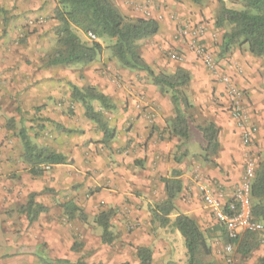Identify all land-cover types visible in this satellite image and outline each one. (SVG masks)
I'll list each match as a JSON object with an SVG mask.
<instances>
[{
    "label": "crops",
    "instance_id": "obj_1",
    "mask_svg": "<svg viewBox=\"0 0 264 264\" xmlns=\"http://www.w3.org/2000/svg\"><path fill=\"white\" fill-rule=\"evenodd\" d=\"M145 2L146 0H120L119 7L126 15L145 18L142 9L146 4H149L154 11L152 0ZM162 4L161 10L166 18L159 21L160 30L154 38L156 43L153 45L156 49L154 52L160 55L159 49H163L168 40L174 46L181 48L183 53L174 50L173 53L177 54L176 58L171 53V63L175 66L172 72H175L178 67H184L191 72L192 79L185 88L186 94L195 108L196 105L202 106L205 113L212 115V121L221 127V151L217 162L225 170V173H220L219 168L212 169L209 173L219 178L220 182L227 186L226 190L233 191L239 187L244 176L247 157L249 155L260 156L264 151V57L252 55L247 47L233 48L220 56L224 30L220 31V28L213 24L214 21L203 23L198 19L201 17L200 14L191 15V13H185L187 12L185 10L184 14L186 15L182 18L184 20H180L178 14L164 9V3ZM168 13L171 14L168 15ZM179 22H182L181 24L203 23L205 26L204 42L219 65L217 72L207 68L203 60L191 51L187 42L184 43L175 38ZM99 41L103 43L102 39ZM16 50L10 45H0V54L7 55L3 57V62L0 61V85L7 84L5 72L14 71L16 75L24 73L17 69H15L17 71L9 69L15 64H12L14 59L11 55ZM140 51L145 60L153 66L152 59L146 54L147 51L144 49ZM87 69H89L87 79L91 85H96L99 90L111 96L116 103V108L112 110V116H114V122L118 121V123H112L111 128L116 130L119 138L113 139L109 143L101 141L96 146L88 141L90 137H88L89 132L87 131L75 134H67L62 131L61 137L64 139L66 137L63 142L70 140L69 147L56 143L46 146L65 154L68 157L67 163L55 164L39 176H33L29 171L31 166L24 159V145L21 138L18 137L21 143L16 139L14 147L4 143L0 147V244L4 246L20 244L21 249L24 248L23 239L15 237L17 215L15 207L20 204L21 198H23L24 209L31 194L36 193L35 200L46 206L47 210L31 222L27 212H24L22 207L21 209L27 218L26 224H31L34 230H39V235L43 233L49 242L47 247L49 253L47 255L43 253L41 258L53 260L65 258L76 262L77 258L84 256L83 251V255H76L72 250L73 243L69 245L68 250H61L65 241L71 242V232L67 226L61 227L57 214L62 212L66 202L74 201L79 206L83 205L81 208L88 214L87 222L82 221L83 223H88L89 213H95L96 210V215L106 209L114 210L113 214L119 216L117 219L118 229L136 228L138 232L135 236L137 246L152 248L153 264H187L184 237L178 230L167 232V226H161L159 221L153 217V210L157 203L167 198L162 177L170 176L173 170L188 172L187 163L191 164V155L199 153L200 146L205 142L202 134L199 139H194L191 129V139L183 148L189 152L187 156L177 161L176 157L182 154V151H179V146L183 143V139L173 134L168 127L167 120L175 115L171 95L161 92L145 71L122 67L106 49L95 62L87 65ZM108 70H112V72L108 73ZM106 73H108L107 80L102 76ZM225 73L229 74L244 90L245 104L250 120L259 128L250 145L243 143L241 131L230 116L225 85L221 80V76ZM24 78H27L26 75ZM29 78L32 79L30 76ZM109 78L111 80L108 81ZM74 83L77 86L84 84L79 81ZM30 88L28 85L24 92H30ZM49 89L45 93L31 92V95L45 97V100L50 96ZM45 114L55 119V123L62 125L63 121L58 119L59 117L63 118L62 113L57 111L55 114L52 112ZM5 118L1 121H4ZM64 127L73 128L71 125L61 126V128ZM102 138L103 135L100 140ZM95 147H99L98 152L94 151ZM189 175L187 178L189 177L193 182L191 174ZM93 186H103L104 188L99 192H93ZM190 187L183 189L188 191ZM45 188H55V190L53 189L52 192L47 190L42 196H37ZM64 188H68L66 192L62 191ZM67 194L69 196L65 199L64 196ZM185 199L184 202L180 198L174 201L176 210L170 215L172 221L179 213L187 214L200 223L210 220L205 211L201 217L194 198L186 196ZM101 202H106L107 206L98 210V204ZM96 215L93 225L99 227L95 222ZM65 216L67 217V215ZM76 219L80 220L78 217ZM216 224L218 223L216 222ZM221 227L224 229L223 226ZM101 230L100 227V239L102 240ZM24 240L29 243L37 242L29 238ZM84 241L87 243L84 247L86 250L91 246L90 237L87 235ZM115 241H117L116 237ZM177 247L183 248L184 259L180 255H175L174 251L178 249ZM91 255H94V252ZM41 258H38V261L35 260L36 264H40ZM96 258L100 259V256H96ZM94 260L96 261L94 258L91 259V261ZM135 264H139L138 256Z\"/></svg>",
    "mask_w": 264,
    "mask_h": 264
},
{
    "label": "rangeland",
    "instance_id": "obj_2",
    "mask_svg": "<svg viewBox=\"0 0 264 264\" xmlns=\"http://www.w3.org/2000/svg\"><path fill=\"white\" fill-rule=\"evenodd\" d=\"M147 1L148 0H146V2ZM114 3L120 9V0H114ZM162 3H164V9L178 14L180 20H184L182 19L186 15L184 14V10L187 11L185 13H191V15L200 14L201 17L198 18L199 21L203 23L214 21L213 24L219 27L220 31L230 29L228 23L222 26L217 25V18L222 4H225L229 8L243 9L241 0H152L155 11L151 9L153 11L152 15L160 18V22L163 18H166L161 10ZM58 4L59 0H0V45H10L17 49L16 52L11 55L14 59L12 64H15L10 66L9 69H17L22 73L24 72L19 75H16L14 71L5 72L4 76L6 77L5 81L7 84L0 85V147L4 143L14 147L16 139L19 141V131L22 127L27 129L33 141L38 145L50 146L56 143L61 146L67 145V147H69L70 140H68V142H63L66 137L65 139L61 137L62 131L67 134L69 133L64 130L65 128H61L63 125L73 126L72 129L77 131L73 134L81 133L82 131L89 132L88 137L90 138L88 141L93 145L101 143L100 138L102 133H100L98 126L94 122L88 120L85 115L83 104L79 101H73L71 98L72 86L76 85L74 82L79 81L80 83H84L79 86L80 88L91 85V82L87 79V73H89L87 65L89 64H75L73 66L49 64L51 54L58 48L56 33L59 22L55 16ZM146 5L150 7L149 4ZM142 14L145 18L148 17L144 10ZM170 14L171 13H168V15ZM124 15L132 18L130 15ZM75 31L84 41L94 40L89 34H86L78 28H75ZM154 38L155 36L141 40L140 50L144 49V51H147L146 54L152 59L153 68L156 72L172 73L175 66L171 63V53H173L174 50L183 53L181 48H178L176 45L174 46V44L168 40L165 43L166 46L163 49H159L161 54L158 55L154 52V50H156L153 46L156 44ZM102 40L105 47L103 51L106 49L113 56L112 45L115 43V39L105 37ZM181 42L186 43L187 41L182 40ZM4 56L7 55L0 54V61L3 62ZM111 72L112 70H108V73ZM108 73L102 75L105 80H107ZM20 75H22V77H20ZM24 75H26V79ZM29 76L32 77V79H30ZM8 79L10 81H7ZM109 80H111V78H109L108 81ZM28 85L31 87L30 92H24ZM95 87L97 86L95 85ZM47 89L50 90V96L45 100V97L40 98L31 95V92L35 93L37 91L45 93ZM171 93L172 92L169 91L166 95L170 96ZM94 104L100 109L99 102L95 101ZM57 111L63 114V118L58 116V119L64 122H62V125L55 123V119L45 114L46 112L55 114ZM104 114L109 120L110 127L112 123H118V121L114 122L112 111H104ZM187 114L191 122L194 139H199L202 133L198 130L197 125L213 120L212 115L205 113V109L198 105H196V108L194 107V109L187 112ZM3 117L6 118L4 121H1L4 119ZM118 138L119 134L117 133L113 139L115 140ZM19 142L21 143V141ZM202 144L206 145L205 142ZM203 145L200 146L201 153L199 152L191 155V164L189 162L187 163L188 172L181 170L180 177L183 188L191 187L188 191L183 189L176 199L180 198L181 201L184 202L186 196H190L194 198L193 200L197 209L201 212V217L204 211L208 214L210 220L205 223H198L205 231L209 243L212 246L213 254L211 260H213L214 264H259L260 258L264 257V230L254 233L257 238V247L250 255L244 256L238 250L237 242H234L235 240H229L230 238L227 233H225L221 226L216 224L215 217L205 208L201 185H207L211 190L221 194L227 203L236 202V194L238 193L240 185L233 191L226 190L227 186L221 183L219 178L209 173L210 170H216L219 167L214 166L211 161H206L203 158L206 153ZM98 150L99 147H95L94 151L98 152ZM187 151L189 152V150ZM219 154L217 156L210 155V159L217 162ZM256 157L259 162V156L257 155ZM46 169L49 170L50 168ZM220 173L224 174L225 170L220 169ZM189 174H191L193 182H191ZM187 175H189L188 178ZM103 186H93V192H99L104 188ZM53 189L55 190V188H45L41 193H38L37 196H42L47 190L52 192ZM67 189L68 188H64L62 191L66 192ZM68 196L69 194L64 196L65 199ZM22 201L23 198H21L20 204H17L15 207V211L17 212L15 237L17 239H23L22 243L24 248L21 249L22 246L20 244L16 246H9L8 244L4 246L0 244V264H36V261H38L37 259L41 258L43 253L46 255L49 253L47 250L49 242L44 237L43 233L39 235V230H34L31 224H26L27 218L23 212L24 203ZM82 206L83 205L80 207ZM106 206V202H101L98 204V210ZM96 213L97 210L95 213H89L90 219L88 223H83L78 219L69 220L68 217L65 216L66 214H64V209L57 214L61 227L67 226L71 232V242L65 241L61 250H68L69 245L73 243L72 250L76 255H83L82 251L85 253L84 256L76 260L84 261L87 264H135L138 247L135 242V236L137 235L136 233H138L136 228L128 227L126 230H119L117 222L119 216L113 214L111 218V230L114 234V238H117V241L114 240L115 242L110 245L106 244L100 239V226L93 225ZM171 230L174 231L175 229H173L171 224L167 225V232ZM87 235L90 237L91 246L85 250L84 247L87 243L84 239ZM132 235L134 236L131 238ZM28 238L34 239L37 242H26L24 239ZM239 239H241V237ZM62 243H64V241H62ZM230 243L233 244L231 251L226 249ZM177 248L178 249L174 251L175 255H180L182 259H184L185 252L183 248ZM92 252H94V255H91ZM96 256H100V259H97ZM93 258L96 259V261H91ZM43 259L44 258H41L40 264H44Z\"/></svg>",
    "mask_w": 264,
    "mask_h": 264
},
{
    "label": "trees",
    "instance_id": "obj_3",
    "mask_svg": "<svg viewBox=\"0 0 264 264\" xmlns=\"http://www.w3.org/2000/svg\"><path fill=\"white\" fill-rule=\"evenodd\" d=\"M241 1L243 9L229 8L225 4L220 7L217 25L222 26L225 23L230 25V29L223 33L220 56L233 48L247 46L252 55L264 57V0ZM55 13L59 22L56 33L58 48L51 54L49 64H64L66 66L91 64L100 57L105 48L99 39L105 37L115 39V43L112 45V54L122 67L145 71L161 92H172L171 100L175 115L167 120L168 127L173 134L183 139V143L179 146V151H182V154L176 157V160L179 161L180 158L187 156L188 151L183 150L191 139V122L187 112L192 110L194 105L186 94L185 88L190 84L192 74L184 67H178L172 73L156 72L140 51L139 42L152 38L159 32V20L143 17L129 18L115 5L114 0H59ZM75 28L86 34L93 33L97 39L84 41L77 34ZM71 98L73 101L83 104L86 117L98 126L103 135L101 141L109 143L116 136V131L110 127L104 111H112L116 108L112 97L94 85H87L83 88L73 85ZM95 101L99 102L100 109L95 106ZM197 128L206 142L204 148L206 153L203 158L222 170L216 161L210 159V155L217 156L221 150V127L211 120L197 125ZM64 130L69 133L77 132L67 128ZM19 136L24 145V159L30 164L29 171L33 176L42 175L47 166L67 163L68 157L65 154L56 152L48 146L34 143L26 128L20 129ZM180 176V170H173L170 176L162 177L167 198L156 205L153 217L159 221L161 226L171 224L173 229L178 230L184 237L187 264H214L211 260L212 246L198 221L183 213H179L173 221L170 218V215L176 210L174 201L183 189ZM35 195L36 193L31 194L24 208V212H27L31 222L47 210L46 206L35 200ZM251 198L254 219L264 223V151L259 156ZM64 212L69 220H75L77 217L83 222L88 220V214L74 201L64 204ZM112 216L113 211L106 209L95 217V222L102 228V241L109 245L115 240L111 230ZM256 240L254 233L246 232L241 239L234 242H237L240 253L248 256L257 247ZM137 256L139 264H153L151 247L138 246ZM43 262L44 264H87L81 260L73 262L65 258L55 260L44 258ZM259 264H264V257L260 258Z\"/></svg>",
    "mask_w": 264,
    "mask_h": 264
},
{
    "label": "built area",
    "instance_id": "obj_4",
    "mask_svg": "<svg viewBox=\"0 0 264 264\" xmlns=\"http://www.w3.org/2000/svg\"><path fill=\"white\" fill-rule=\"evenodd\" d=\"M147 18L159 20L154 17L150 7L143 9ZM151 16V17H150ZM162 18V17H161ZM205 26L200 24H179L176 28L175 38L187 41L189 48L197 57L201 58L207 68L217 72L219 65L214 60L213 53L205 44L203 34ZM92 39H97L93 33H89ZM177 57L176 53H172ZM225 85V94L230 110V116L241 131V139L245 145H250L258 133V126L251 122L245 104V92L227 73L221 76ZM258 167V159L255 155H249L245 162V172L241 180L236 202L227 203L221 194L211 190L207 185H201L205 208L215 217L216 222L223 226L228 237L232 240L239 239L246 232L257 233L264 230V223L254 219L252 213L251 189ZM50 168V166H47ZM233 244L230 243L227 250L231 251Z\"/></svg>",
    "mask_w": 264,
    "mask_h": 264
}]
</instances>
